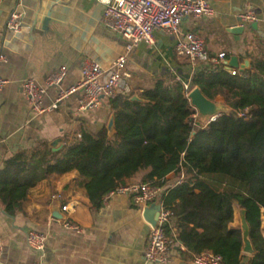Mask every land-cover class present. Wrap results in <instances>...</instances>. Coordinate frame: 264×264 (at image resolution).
I'll use <instances>...</instances> for the list:
<instances>
[{
    "label": "crops",
    "instance_id": "obj_1",
    "mask_svg": "<svg viewBox=\"0 0 264 264\" xmlns=\"http://www.w3.org/2000/svg\"><path fill=\"white\" fill-rule=\"evenodd\" d=\"M214 13L203 18L184 20L179 34L155 32V45L140 43L129 48V41L108 29L103 22L104 6L95 0H4L0 2V75L10 82L0 92V171L7 161L20 153L31 154L51 147L62 139V151L82 128L99 132L113 116L110 100L97 109H80L81 93L70 96L59 109L36 115L24 93L23 82L34 79L46 86V78L62 66L68 68L62 88L82 80L86 61L99 63L106 74L120 56H127L124 76L117 96L132 99L154 87L156 81H182L192 90L202 72L214 70L179 56L175 46L187 32L201 34L211 57L226 53L237 57L240 66L264 55V0H208ZM252 8L257 21L246 23L241 15ZM23 15L20 33L11 32L8 20L14 11ZM244 27L242 32L233 30ZM236 70L243 73L240 68ZM105 79V77H104ZM56 87L47 89L44 106L58 95ZM216 102L225 103L222 96ZM228 105V104H227ZM195 111V110H194ZM59 152V151H58ZM144 172L126 183H143ZM183 176V175H182ZM168 175L161 189L168 192L181 179ZM68 206L67 211L62 207ZM58 215V218L54 214ZM243 210L236 205L233 226L243 228ZM79 224L82 232L68 230L65 220ZM151 224L135 202L134 194L105 197L103 207L95 210L87 197L84 180L76 171L45 178L30 190L22 207L9 215L0 204V239L3 249L0 264H154L145 259ZM35 230L47 238L44 254L30 250L27 233ZM264 236V220L261 227ZM244 254L242 264L253 255ZM183 245L172 239L167 264H197Z\"/></svg>",
    "mask_w": 264,
    "mask_h": 264
},
{
    "label": "trees",
    "instance_id": "obj_2",
    "mask_svg": "<svg viewBox=\"0 0 264 264\" xmlns=\"http://www.w3.org/2000/svg\"><path fill=\"white\" fill-rule=\"evenodd\" d=\"M194 85L212 100L222 96L231 111L198 127L180 80L156 81L140 101L116 96L110 101L112 136L106 127L82 128L62 151L47 145L7 161L0 171V204L15 214L40 181L73 171L83 178L95 210L141 172L143 183L157 188L172 173L184 175L163 195L172 212L166 234L194 256L210 252L223 264H242L244 235L233 226L238 205L255 250L248 264H264V58L237 75L202 72Z\"/></svg>",
    "mask_w": 264,
    "mask_h": 264
},
{
    "label": "built area",
    "instance_id": "obj_3",
    "mask_svg": "<svg viewBox=\"0 0 264 264\" xmlns=\"http://www.w3.org/2000/svg\"><path fill=\"white\" fill-rule=\"evenodd\" d=\"M4 0H0L2 2ZM104 6L103 22L105 26L129 41V48L138 46L140 43L155 45V32L162 30L171 35L179 34L181 26L187 18H203L211 16L214 11L208 0H95ZM241 18L246 23L257 21V17L252 8H248ZM23 15L20 11H14L8 20L7 27L13 33H20L23 28ZM179 56L188 57L200 63H208L214 69H228V57L226 53H220L216 57H211L205 45V40L201 34L187 32L178 39L175 46ZM264 58V55H263ZM5 56L0 53V61ZM127 56H120L106 74L102 66L95 61H86L82 66V80L78 85L70 88H62L66 78L68 68L60 67L50 74L46 80V86H40L34 79H26L22 88L24 96L32 109L38 115H44L48 111L57 110L73 94L80 92V109L83 111L99 108L104 100H112L117 96L121 82L126 76ZM233 75L238 71L229 70ZM105 77V79H104ZM9 80L0 75V92L9 84ZM56 87L58 95L53 104L44 106V97L47 89ZM187 97L192 90L186 86ZM194 118L197 113L194 111ZM184 175L179 182L182 183ZM175 185V186H176ZM162 188H157L146 183H130L118 186L106 197L114 194H134L135 202L144 211L148 206L161 200L162 211L157 225L151 228L149 240L145 249V259L148 263L167 264L170 261V244L172 238L166 234V225L171 223L172 212L165 208ZM63 211L68 210V206L62 207ZM64 226L68 230L82 232V228L76 222L69 219L64 221ZM27 243L31 251L44 254L46 250L47 238L45 234L30 230L27 233ZM3 244L0 239V259ZM197 264H223L222 258L216 254L206 252L195 256ZM43 264V263H36Z\"/></svg>",
    "mask_w": 264,
    "mask_h": 264
},
{
    "label": "water",
    "instance_id": "obj_4",
    "mask_svg": "<svg viewBox=\"0 0 264 264\" xmlns=\"http://www.w3.org/2000/svg\"><path fill=\"white\" fill-rule=\"evenodd\" d=\"M244 27L237 28L235 32H242ZM250 66L249 62L246 61L242 66L239 64V60L237 57H233L229 62V67L232 69L240 68L242 72L248 69ZM188 99L191 103V106L197 113V122L196 125L200 128L205 127L211 122L217 120L221 115L225 113H229L231 111V107L225 103L216 102L208 98L199 87H195L188 94ZM132 100L140 101L139 97H133ZM107 130L109 135L112 136L116 130V122L115 116L113 115L107 125ZM195 134V133H194ZM62 139H56L52 142L51 147H53V152H58L61 149ZM162 211V203L161 200H157L155 203L151 204L144 210V216L146 220L151 224L152 227L157 225L160 213ZM244 213V210H243ZM55 217L58 218V215L55 213ZM243 235H244V249L243 252L245 254L254 255L255 250L253 248L252 242L249 237V228L245 220V215L243 216Z\"/></svg>",
    "mask_w": 264,
    "mask_h": 264
}]
</instances>
